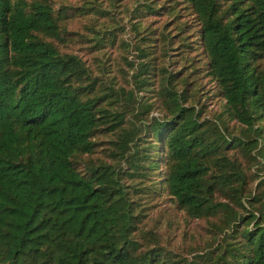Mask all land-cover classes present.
I'll return each mask as SVG.
<instances>
[{
	"label": "trees",
	"instance_id": "16d2710c",
	"mask_svg": "<svg viewBox=\"0 0 264 264\" xmlns=\"http://www.w3.org/2000/svg\"><path fill=\"white\" fill-rule=\"evenodd\" d=\"M143 1L147 13L163 5ZM181 1L222 111L187 103L197 88L176 86L186 78L161 30L127 60L135 90L155 77L162 97V116L143 123L152 104L60 50L66 4L0 0V264H264V0ZM101 137L109 160L93 157ZM164 194L209 222L208 246L184 252L146 226L144 196Z\"/></svg>",
	"mask_w": 264,
	"mask_h": 264
},
{
	"label": "rangeland",
	"instance_id": "374dc122",
	"mask_svg": "<svg viewBox=\"0 0 264 264\" xmlns=\"http://www.w3.org/2000/svg\"><path fill=\"white\" fill-rule=\"evenodd\" d=\"M68 6V19H66L64 42L59 43V48L63 52L79 54L86 60L94 75L100 74L104 80L114 84L116 88L122 87L125 90H133L134 97L140 102L152 104L150 110L142 117L145 123L150 117H161L164 108L162 97L158 94V84L156 78L151 79V85L136 91L131 80L132 69L127 64V60L135 59L136 52L134 46L143 40L149 33H153L152 38L157 36L161 30L171 36V46L168 52L172 53L170 69L181 72L186 80H177L176 86L181 88L186 83L190 87L196 86L195 94L188 96L187 103L203 104L204 115L216 117L222 111L223 99L217 95L209 76L206 75L204 58L201 48L198 47L199 37L196 32V21L190 10L185 9L181 0H155L156 5H162L160 11L147 13L143 7V0H59ZM171 4H176L179 15L173 17L168 12ZM98 7V11L97 8ZM183 26L179 38L181 41L189 43L186 49L185 60L180 59V49L177 46L176 36L179 29L174 26V21ZM101 37L102 47L98 49L96 40ZM186 37L185 40L183 38ZM146 38V39H144ZM152 40V39H151ZM186 46V45H185ZM158 48L154 49V54H158ZM156 58L159 61V56ZM102 72L104 74H102ZM188 74V76H187ZM191 86V88H192ZM191 91V89L189 90ZM130 117V116H129ZM228 133L237 136L241 131V126L234 120L225 117ZM132 121L139 122L133 117ZM99 146L93 157L109 160L107 157L108 145L107 137ZM229 154L236 153L242 157L237 148L228 149ZM143 213L144 223L147 227L155 228L162 238L170 239L172 243H181L184 252L191 250L199 251L208 246L213 239L210 224L204 220L189 219L185 213L178 210L167 195L144 196ZM182 248V247H181Z\"/></svg>",
	"mask_w": 264,
	"mask_h": 264
}]
</instances>
